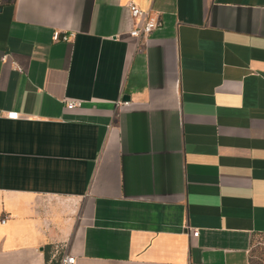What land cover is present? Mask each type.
<instances>
[{"label":"crops","instance_id":"obj_1","mask_svg":"<svg viewBox=\"0 0 264 264\" xmlns=\"http://www.w3.org/2000/svg\"><path fill=\"white\" fill-rule=\"evenodd\" d=\"M131 1L159 21L139 46ZM58 243L264 264V0H0V264Z\"/></svg>","mask_w":264,"mask_h":264},{"label":"built area","instance_id":"obj_2","mask_svg":"<svg viewBox=\"0 0 264 264\" xmlns=\"http://www.w3.org/2000/svg\"><path fill=\"white\" fill-rule=\"evenodd\" d=\"M128 8L130 10L131 17L134 22V27L130 31V34L137 39V46L143 43L150 34L157 28L159 21L158 17L153 15L151 11L149 10H143L141 9L136 3L129 2ZM73 34H62L59 31H55L53 34V40L59 41H70V38L73 37ZM5 58V57H3ZM13 66L16 68V70H22L21 67L18 66V64L13 61ZM66 105L70 108H74L76 106H80V101H66ZM129 101L120 99L117 101V106H124L127 105ZM6 117L9 119H17L19 117L18 111H9L6 114ZM6 217L2 218L1 221L5 222ZM198 230H194L192 235L198 236ZM77 259L74 254L69 252L68 245L65 243H58L54 246L52 251L50 252V257L48 259L47 264H77Z\"/></svg>","mask_w":264,"mask_h":264},{"label":"water","instance_id":"obj_3","mask_svg":"<svg viewBox=\"0 0 264 264\" xmlns=\"http://www.w3.org/2000/svg\"><path fill=\"white\" fill-rule=\"evenodd\" d=\"M128 97H126V99H127Z\"/></svg>","mask_w":264,"mask_h":264}]
</instances>
